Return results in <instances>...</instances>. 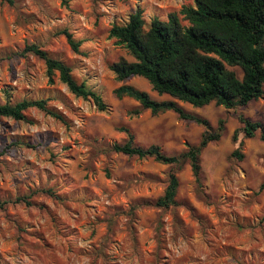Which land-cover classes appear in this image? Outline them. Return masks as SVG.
<instances>
[{"label":"rangeland","instance_id":"obj_1","mask_svg":"<svg viewBox=\"0 0 264 264\" xmlns=\"http://www.w3.org/2000/svg\"><path fill=\"white\" fill-rule=\"evenodd\" d=\"M191 4L0 0V103L44 97L65 119L34 107L26 119L0 118V202L8 201L0 205V264H264V140L259 130L232 140L242 125L239 115L264 124V94L233 108L178 101L213 129L223 121L221 136L201 151L200 185L188 160L163 164L110 148L126 140L121 127L138 145L155 144L171 155L198 143L202 125L173 111L141 109L113 90L131 84L156 100L169 95L158 94L141 76L118 80L110 69L120 57L134 60L109 36L113 24L140 10L148 27L152 18L166 20ZM63 29L80 41L78 51ZM29 43L66 62L78 82L101 94L107 109L72 94L58 73L49 83L44 61L21 54ZM236 148L241 157L232 155ZM170 171L179 180L176 204L155 206Z\"/></svg>","mask_w":264,"mask_h":264},{"label":"trees","instance_id":"obj_2","mask_svg":"<svg viewBox=\"0 0 264 264\" xmlns=\"http://www.w3.org/2000/svg\"><path fill=\"white\" fill-rule=\"evenodd\" d=\"M12 4L13 0H5ZM179 13L170 12L166 20L154 17L150 25L140 10L129 15L124 24H113L109 36L124 45L133 56L130 61L120 57L110 65L118 80L130 76H141L149 81L158 94H167L171 99L156 100L148 92L131 84H121L114 88L117 98L128 97L139 102L141 109H149L156 114L173 111L179 118L202 125L204 130L197 144L188 145L178 154H167L158 145L140 146L134 134L127 127L124 142L111 145L114 152L153 158L163 164L181 165L188 160L193 176L200 185V154L211 141L217 140L223 130L219 120L213 129L208 119L185 110L178 101L194 107H202L211 102L225 108L244 106L264 94V0H192ZM182 15V18L179 16ZM186 21V24L182 22ZM74 51H78L80 41L74 39L67 29L61 31ZM31 53L44 61L49 83L58 73L59 80L77 97L91 100L97 109L106 110L101 94L78 82L71 67L61 59L51 56L38 44L29 43L21 54ZM235 68H239L240 75ZM37 108L64 122V116L48 105V98L21 99L14 103H0V118L26 119L28 108ZM138 112V111H136ZM241 126L232 134L237 141L239 133L244 137L255 136L260 131L264 140V124L239 115ZM241 157L239 149L232 152ZM179 180L170 171L168 183L155 206L168 208L176 204ZM263 184L261 185V187ZM45 192H51L50 189ZM26 197H17L15 201ZM0 202V205L7 203Z\"/></svg>","mask_w":264,"mask_h":264}]
</instances>
